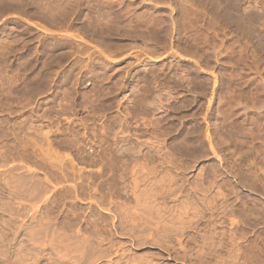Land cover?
<instances>
[{"label": "rangeland", "instance_id": "obj_1", "mask_svg": "<svg viewBox=\"0 0 264 264\" xmlns=\"http://www.w3.org/2000/svg\"><path fill=\"white\" fill-rule=\"evenodd\" d=\"M15 1L0 0L14 3L0 12V264H129L128 251L157 252H126L128 236L113 230L111 218L134 204L131 178L143 189L144 178L159 186L168 177L183 184L182 200L201 185L207 197L227 195L251 223L237 237L246 263L254 264L256 245L264 259V0ZM16 145L19 157L20 147L8 149ZM113 147L123 152L117 164ZM54 162L69 167L66 178ZM225 217L230 228L239 213Z\"/></svg>", "mask_w": 264, "mask_h": 264}, {"label": "bare ground", "instance_id": "obj_2", "mask_svg": "<svg viewBox=\"0 0 264 264\" xmlns=\"http://www.w3.org/2000/svg\"><path fill=\"white\" fill-rule=\"evenodd\" d=\"M15 1V0H13ZM193 1V0H192ZM227 1V0H226ZM4 2V1H3ZM18 2V1H17ZM190 2V1H189ZM16 3V1H15ZM17 5V4H16ZM15 5V6H16ZM14 7V3L11 2H7V3H3L2 6L0 5V12H4V10H6V8H10V7ZM216 6V5H215ZM200 7V6H199ZM18 8V7H17ZM49 8V7H48ZM203 8V7H202ZM13 11H18L19 9H15L13 8ZM9 10V9H8ZM22 10V9H21ZM53 11V9H51ZM50 10V11H51ZM56 10V9H55ZM11 11V10H10ZM199 11V10H198ZM20 12V11H19ZM56 12V11H55ZM126 12V11H125ZM193 12V11H192ZM18 13V12H17ZM169 14V13H168ZM223 14V13H222ZM18 15V14H17ZM26 15V14H25ZM134 15V14H133ZM195 15V14H194ZM28 16V15H27ZM126 18V17H125ZM241 18V17H240ZM57 19V18H56ZM193 19V18H192ZM228 19V18H227ZM212 20V19H211ZM261 20V19H260ZM178 21V20H177ZM164 22V21H163ZM212 22V21H211ZM261 22V21H260ZM70 23V22H69ZM141 24V23H140ZM234 24V23H233ZM263 24V23H262ZM39 26V25H38ZM107 26V25H106ZM157 26V25H156ZM42 27V26H41ZM214 27V26H213ZM44 28V27H43ZM164 29V28H163ZM217 30V29H216ZM208 31V30H207ZM229 31V30H228ZM156 33V32H155ZM214 33V32H213ZM88 36V35H87ZM218 36V35H217ZM150 37V36H149ZM160 37V36H159ZM204 37V36H203ZM223 37V36H222ZM246 37V36H245ZM207 38V37H206ZM247 38V37H246ZM202 39V38H200ZM242 39V38H241ZM199 40V39H198ZM261 40V39H260ZM205 41V40H204ZM207 41V40H206ZM6 42V41H5ZM239 42V41H238ZM247 44V43H246ZM97 45V44H96ZM206 46V45H205ZM216 46V45H215ZM5 47L2 45V48ZM7 47V46H6ZM213 47V46H212ZM217 47V46H216ZM220 48V47H219ZM8 49V47H7ZM103 49V48H102ZM188 49V48H187ZM217 49V48H216ZM241 49V48H240ZM239 49V50H240ZM101 50V48H100ZM94 52V51H93ZM194 52V51H193ZM262 52V51H261ZM205 54V53H204ZM260 55V54H259ZM250 56V55H249ZM263 60V59H262ZM246 61V60H245ZM251 63V62H250ZM47 64V63H46ZM233 64V63H232ZM58 65V64H57ZM8 66V65H7ZM2 76V75H1ZM39 76V75H38ZM23 77V76H22ZM152 77V76H151ZM257 77V76H256ZM11 78V77H10ZM254 80V79H252ZM28 83V82H27ZM5 84V83H4ZM147 85V84H146ZM262 85V84H261ZM4 87V86H3ZM148 87V86H147ZM1 88V87H0ZM23 88V87H22ZM156 89V88H155ZM2 90V89H1ZM48 90V89H47ZM7 94V93H6ZM3 95V93H2ZM253 96V95H252ZM255 96V95H254ZM16 98V97H15ZM147 100V99H146ZM139 101V100H138ZM259 102V101H258ZM14 106V105H13ZM152 106V105H151ZM154 107V106H153ZM144 108V107H143ZM65 110V109H64ZM41 115V114H40ZM52 116V115H51ZM5 118V117H4ZM43 118V117H42ZM122 120V119H121ZM38 121V120H37ZM230 122V121H229ZM126 123V122H125ZM37 124V123H36ZM18 125V124H16ZM35 125V124H34ZM114 126V125H113ZM256 126V125H255ZM27 128V127H25ZM30 128V127H29ZM24 129V128H23ZM33 129V128H32ZM39 129V128H38ZM264 129V128H263ZM239 130V129H238ZM31 131V130H30ZM43 131V130H42ZM224 131V130H223ZM35 132V131H34ZM37 132V131H36ZM41 132V131H40ZM49 132V131H46ZM237 132V131H236ZM240 132V131H239ZM42 133V132H41ZM53 133V132H52ZM71 133V132H70ZM259 133V132H258ZM24 134V133H23ZM36 134V133H35ZM44 134V133H43ZM41 134V135H43ZM185 134V133H184ZM20 135V134H19ZM38 135V134H37ZM40 135V134H39ZM40 135V136H41ZM46 137L49 135H47V133L44 134ZM39 136V137H40ZM44 136V137H45ZM197 136V135H196ZM260 136V135H259ZM264 136V135H263ZM33 137V136H32ZM37 137V136H36ZM45 137V138H46ZM2 138V137H1ZM21 138V137H20ZM42 138V137H41ZM39 138L41 141H46V139H41ZM237 138V137H236ZM3 139V138H2ZM15 139V138H14ZM66 139V138H65ZM225 139V138H224ZM20 140V139H19ZM22 140L20 142L15 141L16 143H22ZM25 140V138H24ZM23 140V142L25 143V141ZM28 140V139H27ZM182 140V139H181ZM252 140V139H251ZM6 141V140H5ZM14 141V140H13ZM30 139H29V143H30ZM40 141V142H41ZM42 141V142H43ZM52 141V140H51ZM114 141V140H113ZM183 141V140H182ZM220 141V140H219ZM14 142V143H15ZM33 144L34 140L31 141ZM47 142V147H49L48 141ZM45 142V143H46ZM44 143V144H45ZM68 143V142H67ZM71 143V142H70ZM236 143V141H235ZM5 144V143H4ZM23 144V143H22ZM27 144V143H26ZM41 144V143H40ZM59 144V143H57ZM72 144V143H71ZM12 145V143H11ZM14 145V144H13ZM12 145V146H13ZM25 145V144H24ZM70 145V144H69ZM2 146V145H1ZM15 146V145H14ZM18 145H16L17 147ZM21 146V145H20ZM19 146V147H20ZM29 146H33V145H28L25 147L29 148ZM35 146V145H34ZM75 146V145H74ZM197 146V145H196ZM259 146V145H258ZM4 147V146H3ZM19 147H17L16 149L12 150L11 146L8 149H11L10 151H15L18 150ZM24 147V149H26ZM38 147V146H37ZM82 147V146H81ZM22 147H20L19 151H18V157L19 154L22 152H20ZM33 148V147H32ZM116 148V147H115ZM115 148L113 147L112 152H114L112 154V158L111 156H109V158L113 161L114 160V164H117V162L123 161L122 158V154L123 152H118L116 153ZM7 149V148H5ZM7 149V150H8ZM37 149V148H36ZM50 149V148H49ZM48 149V150H49ZM27 150V149H26ZM33 150V149H32ZM53 150V149H52ZM51 150V152H52ZM261 150V149H260ZM46 151V150H45ZM50 151V150H49ZM124 152H126L125 150H123ZM3 154L5 153L4 151H2ZM9 152V151H7ZM17 152V151H16ZM20 152V153H19ZM25 152V151H24ZM27 152V151H26ZM29 152V151H28ZM35 152V151H34ZM39 152V151H38ZM109 152V151H108ZM130 151H128L129 154ZM32 153V152H30ZM46 153V152H45ZM132 153V152H131ZM10 154V152H9ZM16 153H14L15 156ZM46 154H49V152H47ZM125 154V153H124ZM168 154V153H167ZM253 154V153H252ZM255 154V153H254ZM2 155V154H1ZM8 155V153H7ZM36 155V154H35ZM43 155V154H42ZM45 155V154H44ZM50 155V154H49ZM48 158H52V155ZM54 155L56 156V158L61 161L64 162L65 160H63L64 158L66 159V156L63 154H57L56 152H54ZM166 155V154H165ZM53 156V159L54 157ZM125 156V155H124ZM123 156V157H124ZM132 156V155H131ZM3 157V155H2ZM1 157V158H2ZM9 157V155H8ZM12 157V156H11ZM39 157V156H38ZM46 157V156H45ZM127 157V155H126ZM155 157V156H154ZM158 157V155H157ZM200 157V156H199ZM14 158V157H12ZM11 158V159H12ZM37 158V157H36ZM47 158V159H48ZM69 158V157H68ZM132 158V157H131ZM130 158V159H131ZM171 158V157H170ZM5 159V158H4ZM3 158L1 160H4ZM29 159V158H28ZM40 159V158H38ZM109 159V160H110ZM130 159H128L129 161H131ZM0 160V161H1ZM8 160V159H7ZM56 160V159H55ZM111 160L109 161V163L111 162ZM162 160V159H161ZM28 161V160H27ZM40 161V160H39ZM53 162L52 159H50V161L48 162ZM67 161V160H66ZM65 161V162H66ZM72 162V159L70 160ZM127 161V160H126ZM7 162V161H2ZM11 162V161H10ZM44 162V161H43ZM47 162V164H48ZM71 162H69L68 159V164ZM116 162V163H115ZM2 163V164H3ZM37 163V162H36ZM41 163H42V158H41ZM55 163V162H54ZM57 163V161H56ZM51 167V169L53 168V170L55 169L57 172L60 169H57L59 167H54V165ZM60 162L57 163L56 166H58ZM113 163V162H112ZM46 164V163H45ZM46 164V165H47ZM67 164V165H68ZM127 164V163H126ZM8 165V164H7ZM34 165V164H33ZM39 165V164H38ZM52 164H50L51 166ZM61 165V164H60ZM12 165L8 166L9 169ZM15 166V165H13ZM12 166V167H13ZM71 167V165H68ZM114 166V165H113ZM121 166V165H120ZM231 166V165H230ZM19 166H15L14 168L18 169ZM23 167V166H20ZM63 170H67L69 167H67V169H65V167L63 168V165H61ZM73 167V166H72ZM76 167V166H75ZM24 168V167H23ZM46 168V167H45ZM74 168V167H73ZM72 168V170H73ZM8 169V168H7ZM8 169V170H9ZM27 169V168H26ZM25 169V170H26ZM62 169L59 171L61 172ZM71 169V168H70ZM75 169V168H74ZM78 169V168H77ZM110 169V167H109ZM6 170V169H5ZM8 170L6 172H8ZM12 168H11V172H8L10 174H12ZM31 170V169H30ZM111 170V169H110ZM182 170V169H181ZM234 170V169H233ZM21 171V170H20ZM28 171V170H27ZM37 171V170H36ZM68 171V170H67ZM62 173L61 176H65L68 175L67 173ZM1 172V171H0ZM5 173V171H3ZM29 172V171H28ZM27 172V173H28ZM52 172V171H50ZM63 172V171H62ZM74 172V171H72ZM124 172V171H123ZM134 173L135 170L133 171ZM250 172V171H249ZM258 172V171H257ZM3 173V174H4ZM103 173V172H102ZM127 173V172H126ZM178 173V172H177ZM260 173V172H259ZM28 179L30 177V175L32 176V174L29 172L28 173ZM55 174V173H54ZM129 174V173H128ZM139 173H137L136 175L138 176ZM19 175V173L17 174ZM16 175V176H17ZM24 175V173L22 174V176ZM26 175V174H25ZM35 175V174H34ZM121 175V174H120ZM120 175H117V177L113 178V182L115 184V186L119 189L120 188V183L122 181H120L122 179V177ZM135 175V176H136ZM184 175V174H183ZM201 175V174H200ZM21 176V175H19ZM19 176H18V180H19ZM27 176V175H26ZM37 174L35 175L34 178H36ZM45 176V175H44ZM173 176V175H172ZM175 176V175H174ZM211 176V175H210ZM233 176V175H232ZM4 177V176H3ZM31 177V178H33ZM91 177V176H90ZM131 177V176H129ZM134 177V176H133ZM27 178H21L20 179H27ZM53 178V177H52ZM55 178V177H54ZM66 178V176L64 177ZM124 178V176H123ZM135 178V177H134ZM178 178V177H177ZM177 178L175 177H168L167 179L165 178V183L164 184H159V186L155 185L156 181H152L149 182L147 178H144V180L142 181V185L143 186H148L144 187L143 189H139L140 187V183L138 185V182L136 181L137 179L131 178L132 180H130V186L128 187V192L130 194V196L132 197V200H134V204L132 206L128 204L124 205L127 207H117V209H110L111 207H109L108 210H114V214L112 215L113 221L112 222V227L113 230L121 235H126L128 236V241L130 242V245L126 246V252L128 250H132V248H136V250L142 249V248H147V249H157V252H150L148 250H146L145 252H143V254L138 255L135 254L136 252L133 251L132 254H129L130 251H128V257L129 259H127L130 264V262L132 264H175V263H169L170 260H182L185 262V264H221V261L218 260L219 258H222L221 256H219L220 253H222L221 255L223 256L224 254V259L222 264H247L246 263V253H245V249L243 248V246L241 245V241H237V237H244L245 233H246V229L247 227L251 226V223L248 220V217L246 215V213H244L245 211H243L242 208L237 209L232 207L233 203L228 202V199H225V197L227 195L224 196V194H222V192H214V194L210 195L209 197L208 194H204L206 191L209 190L208 187L205 188V186L203 187L201 186H197L198 188L195 189V191L193 192L192 190L190 191L191 193H188L189 196L186 197L185 200L180 199V197L182 196L181 194V188L183 190V184H178L177 187H174V184H176ZM3 179V178H2ZM37 179V178H36ZM34 179V180H36ZM48 179V178H47ZM80 179V178H79ZM94 179V178H93ZM208 179V178H207ZM40 179H37V182H39ZM104 180V179H103ZM123 180V179H122ZM163 180V179H162ZM180 180V179H179ZM186 180V179H185ZM196 180V179H195ZM2 180H0L1 182ZM29 181H32L31 179H29ZM41 181V180H40ZM48 181V180H46ZM45 182V181H44ZM7 182H5L6 184ZM9 183V182H8ZM29 183V182H28ZM32 183V182H31ZM30 183V186H31ZM42 183V181H41ZM41 183H39V185H41ZM203 183V182H202ZM4 184V183H3ZM4 184V185H5ZM35 186H39L36 183H32ZM90 184V183H89ZM185 184V183H184ZM209 184V183H208ZM250 184V183H249ZM100 185V184H99ZM21 186V185H20ZM44 186V185H43ZM43 186H39V187H43ZM68 186V185H67ZM88 186V185H87ZM142 186V187H143ZM2 187V186H1ZM23 187V186H22ZM46 186H44L45 188ZM33 188V187H32ZM116 188V189H117ZM156 188V189H155ZM193 188V187H192ZM10 189V188H9ZM9 189H5V190H9ZM27 189V188H26ZM43 188H40L39 190L37 189V191H41ZM46 189V188H45ZM77 189V188H76ZM189 189V188H188ZM212 189V188H211ZM227 189V188H226ZM225 189V190H226ZM5 190L3 193H5ZM20 190H22L20 188ZM36 190V188H35ZM33 190L34 192H37ZM44 190V189H43ZM42 190V191H43ZM139 190L138 193H136ZM230 192L228 193V195L233 192V189L229 187ZM24 191V190H23ZM28 191V190H27ZM32 192V190H30ZM41 191V193H42ZM45 191V190H44ZM43 191V192H44ZM52 191V190H51ZM89 191V190H88ZM94 191V190H93ZM115 191V190H114ZM185 191V190H184ZM184 191L182 193H184ZM210 191V190H209ZM9 192V191H8ZM7 192V193H8ZM15 192V191H13ZM21 192V191H20ZM53 192V191H52ZM77 192V191H76ZM109 192V191H108ZM228 190L226 191L227 194ZM11 193V191H10ZM33 193V192H32ZM81 193V192H80ZM92 193V192H91ZM201 194L200 196H203L202 198H195V194ZM207 193V192H206ZM234 193V192H233ZM12 194V193H11ZM14 194V193H13ZM18 194V193H15ZM25 194H27L25 192ZM40 194V193H39ZM47 194V193H46ZM56 194V193H55ZM93 194V193H92ZM107 194V193H106ZM185 194V193H184ZM19 196H21L20 194H18ZM44 195V194H43ZM62 195V194H61ZM232 195V194H231ZM45 196V195H44ZM93 196V195H92ZM99 196V195H98ZM112 196V195H111ZM116 196V195H115ZM221 196V202L218 203L219 199L218 197ZM39 197V196H38ZM83 197V196H82ZM184 197V195H183ZM40 198V197H39ZM227 198V197H226ZM234 198V197H233ZM2 199V198H1ZM61 199V198H60ZM85 199V198H84ZM111 199V198H110ZM199 200H201L202 202H200ZM81 201V200H80ZM235 201V200H233ZM2 202V201H1ZM0 202V204H1ZM12 202V201H11ZM121 202V201H120ZM4 201L2 202V206ZM8 203V202H7ZM19 204H21L18 201ZM126 203V202H125ZM169 203L170 206H166ZM230 203V204H229ZM10 204V203H8ZM158 204V206L156 205ZM164 206L162 208L159 207L160 205ZM230 205L231 208L229 209L227 205ZM71 205V204H70ZM115 205V204H114ZM113 205V206H114ZM120 205V204H119ZM123 205V204H122ZM244 205V204H243ZM8 206V205H7ZM11 206V205H10ZM121 206V205H120ZM245 206V207H244ZM244 208H247L246 205H244ZM1 207V206H0ZM18 207V206H17ZM115 207V206H114ZM115 207V208H116ZM168 207V208H167ZM170 207V208H169ZM173 207V208H171ZM176 207H180V208H176ZM226 207L228 208V210L226 209ZM241 207V206H240ZM91 208V207H90ZM104 208V207H103ZM2 209V210H1ZM0 211L1 213L4 212L3 208L1 207ZM5 209V208H4ZM8 209V208H7ZM10 209V208H9ZM8 209V210H9ZM13 208H11L12 210ZM51 209V208H50ZM226 209V210H225ZM257 211L259 212V208H256ZM16 210V209H15ZM14 210V211H15ZM106 210V209H105ZM13 211V210H12ZM69 211V210H68ZM72 211V210H71ZM238 212L239 213V218L237 220H229V224L231 225L230 228L226 227L227 224V218L225 217V215L234 213V212ZM254 211V210H253ZM84 212V211H83ZM92 212V211H90ZM34 213V211L32 212ZM66 213V212H65ZM260 213V212H259ZM258 213V214H259ZM98 214V213H97ZM1 215V214H0ZM95 215V214H94ZM32 216V215H31ZM228 216V215H227ZM256 216V215H255ZM35 217V215H34ZM257 218L253 221L252 225L253 226H257V223L259 221V217L256 216ZM110 218V217H109ZM222 218V219H221ZM31 219V218H30ZM34 219V218H33ZM77 219V218H76ZM79 220V218H78ZM92 221V220H91ZM105 222V221H104ZM50 223V222H49ZM57 223V222H56ZM12 224V223H11ZM61 224V223H60ZM71 224V223H70ZM26 225V224H25ZM28 225V224H27ZM26 225V226H27ZM30 225V223H29ZM39 225V224H38ZM47 225V224H45ZM102 225V224H101ZM50 226V224H49ZM228 226V225H227ZM22 227H24L22 225ZM100 228H102V232L105 234L101 239H106V235L110 234V230L107 228V223H103L102 226H99ZM26 228V227H25ZM30 228V227H29ZM41 228V227H40ZM44 228V227H42ZM41 228V229H42ZM19 229V228H18ZM64 229V228H63ZM72 229V228H71ZM25 230V229H24ZM23 230V231H24ZM38 230V229H37ZM67 230V229H66ZM101 230V229H100ZM27 231V230H25ZM36 232V230H34ZM33 231V232H34ZM43 231H46V229ZM202 231V232H201ZM28 232V231H27ZM34 232V234H36ZM95 232V231H94ZM97 232V231H96ZM99 232V230H98ZM112 232V229H111ZM12 233V232H11ZM30 234V232H28ZM60 233V232H59ZM102 233V234H103ZM116 233V234H117ZM46 234V232H45ZM78 234V233H77ZM101 234V235H102ZM260 232H257V238L259 237ZM31 235V234H30ZM29 235V236H30ZM112 235V234H111ZM17 236V235H16ZM34 236V235H33ZM37 235H35L36 238ZM40 236V235H38ZM125 236V237H126ZM0 237H3V235H0ZM121 237V236H120ZM185 237L188 239L185 240ZM254 237V236H253ZM25 238V236H24ZM80 238V237H79ZM260 238V237H259ZM2 238H0L1 240ZM62 239V238H61ZM86 239V238H85ZM88 239V238H87ZM87 239L83 241L86 243ZM4 240V239H2ZM21 240V239H20ZM31 240H33V242L31 243H35L34 242V237ZM29 240V241H31ZM38 240H42L39 239L37 237V241ZM55 240V239H54ZM258 240V239H257ZM6 241V238H5ZM9 241V240H8ZM82 241V240H80ZM109 241L111 242V239L109 238ZM1 242V241H0ZM3 242V241H2ZM84 242L82 244V246L84 245ZM40 243V242H39ZM69 243V242H68ZM90 246H91V242ZM125 243V242H124ZM4 244V243H2ZM2 244H0V246H2ZM36 244V243H35ZM62 244V243H61ZM257 244V243H256ZM70 245V244H69ZM65 246V245H64ZM74 246V245H73ZM254 246V245H253ZM259 246V245H258ZM256 245V247H252V252H251V258H253L254 260V264H260V261L263 259L262 258V251L260 250V248ZM86 247L88 248L89 245ZM128 247V248H127ZM64 248V247H63ZM71 248V247H70ZM94 248V246H93ZM159 248V249H158ZM263 248V247H262ZM45 249V248H44ZM43 249V250H44ZM90 249V247H89ZM95 249V248H94ZM46 250V249H45ZM84 250V249H82ZM97 250V249H96ZM101 250V249H99ZM125 250V249H123ZM77 252H79L76 249ZM85 251L84 250V256L85 255ZM62 252V251H61ZM80 252L81 249H80ZM108 252V251H107ZM249 252V253H250ZM2 253V251H1ZM20 253V252H19ZM101 253V252H100ZM248 253V254H249ZM76 254V253H75ZM79 254V253H78ZM102 254V253H101ZM105 254V253H104ZM63 255V253H62ZM72 255V254H71ZM250 255V254H249ZM3 256V255H2ZM100 256V255H99ZM106 256V255H105ZM109 256V255H108ZM166 256H168L169 258H167ZM19 257V256H18ZM75 257V256H74ZM73 257V258H74ZM80 258H83L82 256H79ZM125 257V256H124ZM80 258H76V262L80 261ZM85 258V257H84ZM8 260V259H7ZM72 260V259H71ZM90 260V259H89ZM264 260V259H263ZM19 260L17 259L16 262H18ZM73 261V260H72ZM86 261V260H85ZM220 261V263H219ZM111 262V261H110ZM90 263V261H89ZM20 264V263H19ZM76 264V263H75ZM94 264V263H93Z\"/></svg>", "mask_w": 264, "mask_h": 264}]
</instances>
